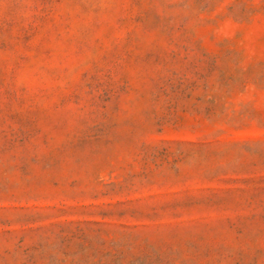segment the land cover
Masks as SVG:
<instances>
[{"label":"rangeland","instance_id":"obj_1","mask_svg":"<svg viewBox=\"0 0 264 264\" xmlns=\"http://www.w3.org/2000/svg\"><path fill=\"white\" fill-rule=\"evenodd\" d=\"M0 264H264V0H0Z\"/></svg>","mask_w":264,"mask_h":264}]
</instances>
